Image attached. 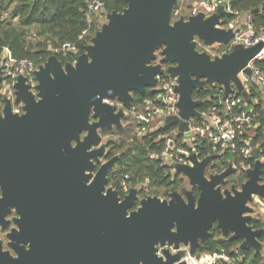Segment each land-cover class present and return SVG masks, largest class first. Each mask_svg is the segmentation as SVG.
I'll use <instances>...</instances> for the list:
<instances>
[{"label":"water","instance_id":"water-1","mask_svg":"<svg viewBox=\"0 0 264 264\" xmlns=\"http://www.w3.org/2000/svg\"><path fill=\"white\" fill-rule=\"evenodd\" d=\"M123 1L121 11L105 14L106 20L75 62L63 63L52 54L38 65L35 94L23 75L17 77L14 100L22 102V113L13 112L11 100L3 97L0 264H138L141 260L143 264H186L181 260L185 254L181 245L194 255L214 225L222 237L241 238L240 250L262 247L257 237L264 227L249 224L254 203L264 200L263 163L256 147L251 153L253 166L244 169L246 179L239 186L234 182L227 186L235 171L232 161L220 172L206 175L208 166L224 157L220 153L202 158L192 153L191 164L171 163L190 187L183 185L168 197L139 198L138 188L130 187L121 198L108 185L118 155L104 159L107 142L100 131L123 127L132 92L144 94L147 87L155 88L157 75L166 72L176 81L179 97L178 114L164 117L163 126L187 130L190 117L203 116L198 109L202 99L193 98V90L207 83L222 85L226 95L233 91L234 82L245 101H250L238 74L243 71L255 81L246 65L263 46V41L248 47L234 44L220 55L197 48L199 41L208 48L229 44L238 22L222 25L224 4L209 14L198 11L173 19L178 0ZM97 94L101 99L93 101ZM104 99H116L120 105ZM80 131V142H85L71 141L70 146L77 147L72 150L69 141L78 140ZM192 187L198 189L197 195ZM10 206L17 211L6 215ZM126 214L132 217L126 219ZM29 242L31 250L26 252L22 245ZM155 242L156 250L157 245L163 246L156 258Z\"/></svg>","mask_w":264,"mask_h":264},{"label":"trees","instance_id":"trees-1","mask_svg":"<svg viewBox=\"0 0 264 264\" xmlns=\"http://www.w3.org/2000/svg\"><path fill=\"white\" fill-rule=\"evenodd\" d=\"M89 1L91 0H0V46H8L17 58L33 59L37 66L44 63L52 54L63 63L72 62L85 50L90 37L106 19L105 14L112 10L121 11L126 5L123 0H100L103 2V10L98 13L90 12L88 18ZM229 2L232 12L223 14V26L228 27L233 20L250 13V22L253 27L257 30L264 28V0H229ZM192 3L190 0H178L174 11L180 7V14L186 16L189 14ZM85 29L88 30L85 39L79 40L78 36ZM64 41L76 42L79 49L77 54L56 50V47ZM230 49L229 45H219L218 50L230 51ZM166 66L167 64L163 65L164 68ZM255 66L264 73V58L257 60ZM161 77L168 80L166 72ZM220 87L218 83H207L203 88L193 90V98L202 99L198 107L199 111L202 113L207 111L212 103V93ZM152 91V88L147 87L144 94L132 92L134 98L131 107L139 111L142 100ZM249 91L251 97H258V84L251 81ZM255 106L261 107L260 103H256ZM125 120L127 123H124ZM202 121L201 118L196 119L199 125L203 124ZM122 124L123 127L120 129L115 127L112 131H100L102 136L109 134L118 136L106 140L107 155L104 159L118 155L114 168L108 173V185L117 189L121 195V181L124 175H128L127 181L131 187L138 188L139 198L147 195L164 198L168 197L170 192L179 190L186 178L181 173H175L172 167L162 159L148 157L149 152L162 148L161 136L175 132V126H162L147 134L139 135L135 132V124L131 122L128 115L122 120ZM260 130L261 127L258 131ZM175 134L180 138L181 133L175 132ZM262 145L264 146V143ZM197 149L200 158L214 152L211 143L206 140L197 142ZM223 155L224 157H218L212 165L208 166L206 175L226 168L229 163L228 157L230 160H237L235 156L227 152ZM245 179V172L241 168H235L228 178L227 186L233 182L239 186ZM261 180L264 181V165ZM192 189L197 195L198 189L196 187ZM137 205L138 203L134 207ZM249 224L253 228L264 226L262 218L257 214H254ZM258 239L264 241V231ZM241 240V238L229 240L227 237H222L219 228L214 225L210 229V237L199 245L196 253L226 251L236 254L240 252L244 254L248 264H262V252L255 250L252 246L240 250Z\"/></svg>","mask_w":264,"mask_h":264},{"label":"built area","instance_id":"built-area-1","mask_svg":"<svg viewBox=\"0 0 264 264\" xmlns=\"http://www.w3.org/2000/svg\"><path fill=\"white\" fill-rule=\"evenodd\" d=\"M218 4H224L225 11L232 12L229 0H197L192 3L188 15H192L193 12L196 14L198 11L209 14L215 10ZM102 10V1H89L88 18L90 12L98 13ZM180 15L183 14H180L179 7L173 12V19H177ZM188 15L184 16L187 17ZM236 20H233L231 24L237 23L238 21ZM250 21V13H247L242 23L238 22L234 25L232 38L227 45L230 48L234 44L248 47L263 41L261 50L246 65V67L252 70V74L255 77L254 82L258 84L259 96L251 97L249 91L251 78L245 72L240 71L238 75L249 93V102H246L243 95L237 91L234 82H231L233 91L226 95L221 85L220 88L212 93V103L207 111L202 113L201 120H203V124L199 125L196 122L197 118L190 117L187 120L188 129L179 132L181 133L180 138L176 136V131L171 134L165 133L161 136L163 140L162 148L149 152L148 157L150 159L159 158L169 165L171 163L191 164L190 155L192 153L198 155L197 142L206 140L211 143L213 153L224 154L227 152L235 156L237 160L232 161L235 168H241L244 171L245 168L253 166L254 158L251 156L253 147L257 148V158L264 165V146L262 145L264 143V73L255 66L257 60L264 58V28L257 30ZM87 33V29L83 30L78 39H85ZM218 49L219 45L214 49L204 47L203 50L217 55L227 52L224 50L219 51ZM56 50L77 54L79 49L76 42L64 41L60 46L56 47ZM75 60L76 58L72 62H75ZM37 68L38 66L33 59L28 57L17 58L8 46H0V69L3 77L0 82V96H6L11 100L13 112L18 114L23 112L22 102L16 103L14 100V86L17 77L23 75L26 82L30 85V90L35 94L37 81L34 71ZM161 76L157 75V85L155 88H152V93L142 100L141 109L137 111L131 107L126 111L131 122L135 124V132L139 135L147 134L152 130L162 127L164 117L178 114L176 104L179 96L175 90L176 81L169 76L168 80H164ZM103 101L109 104L120 105L116 99H104ZM256 103H260L261 107L257 108L255 106ZM260 127L261 130L259 132ZM127 177L128 175H124L121 181V198L129 192L131 187L127 181ZM254 207V214L262 218L264 222V200L255 202ZM260 243L262 245L260 251L263 255L261 263L264 264V241H260ZM180 248L185 250V254L181 257V260H184L186 264H248L247 260L244 259V254L240 252L231 254L226 251H211L191 255L188 246L181 245ZM162 249L163 246L157 245L159 256L162 255Z\"/></svg>","mask_w":264,"mask_h":264},{"label":"clouds","instance_id":"clouds-1","mask_svg":"<svg viewBox=\"0 0 264 264\" xmlns=\"http://www.w3.org/2000/svg\"><path fill=\"white\" fill-rule=\"evenodd\" d=\"M193 15H195V12H193ZM155 51V49L153 50V52ZM89 59V64H91L93 61H92V57L91 58H88ZM147 63V62H146ZM74 70H76V69H74ZM66 76L68 75V74H65ZM141 75H143V73H141ZM111 91H112V89H108L107 90V93H111ZM101 99V96H100V94H97L95 97H93V101H95V100H100ZM92 104H94V102L92 103ZM91 104V105H92ZM84 130V129H83ZM83 130H81V131H83ZM81 131L79 132V135H78V140L77 139H72V140H70L69 141V146H70V142L71 141H77L78 142V144H82V143H84V142H80V133H81ZM70 148L72 149V150H75V149H77V147L76 148H74V147H71L70 146ZM87 149L88 148H86V153H87ZM84 175L85 176H87V174H86V169H85V171H84ZM89 180H87V182H86V184H85V186L87 187V186H89V182H88ZM4 196H5V194H4V190H3V188L2 187H0V200H3L4 199ZM13 211H17V208L15 207V206H10L9 207V210H8V212H7V214L6 215H8L10 212H13ZM5 216V215H4ZM3 216V217H4ZM21 215L19 214V216H18V218H17V220H16V223H17V221H20L21 220ZM132 216H128L127 214L125 215V218L127 219V218H131ZM3 223V218H2V221H0V224H2ZM173 223H175V222H173ZM5 226V225H4ZM20 231H21V229H20V227H17V229H16V231H15V233L16 234H19L20 233ZM13 234V233H12ZM12 234H11V241H12V244L11 245H13L15 242H14V240L12 239ZM156 243L157 242H155L154 244H153V249H154V256H155V258L157 257V256H159V252H157V250H156ZM28 246L27 248L25 247V246ZM23 246V248H24V250L27 252V251H30L31 250V243L29 242V243H25V244H23L22 245ZM12 247V246H11ZM12 248H14V247H12ZM0 255H3V253H0ZM15 261V260H14ZM138 264H143V261L141 260V261H139L138 262Z\"/></svg>","mask_w":264,"mask_h":264},{"label":"rangeland","instance_id":"rangeland-1","mask_svg":"<svg viewBox=\"0 0 264 264\" xmlns=\"http://www.w3.org/2000/svg\"><path fill=\"white\" fill-rule=\"evenodd\" d=\"M194 1H197V0H190V2H194ZM106 20V19H105ZM104 20V21H105ZM103 21V22H104ZM200 42V44H198L199 46H197V48L199 49V50H203L204 49V47H207V46H205V45H203L202 44V42L201 41H199ZM210 49H212V48H210ZM214 49V48H213ZM211 53V55H215V54H213L212 52H210ZM124 123H127V120H125V122ZM115 134H109V135H104L103 136V141H106L108 138H112V137H118V136H114ZM187 179V178H186ZM185 179V182H184V184L183 185H186L187 187H190L189 185H188V183H187V180ZM161 192H162V190H160ZM257 209V208H256Z\"/></svg>","mask_w":264,"mask_h":264},{"label":"crops","instance_id":"crops-1","mask_svg":"<svg viewBox=\"0 0 264 264\" xmlns=\"http://www.w3.org/2000/svg\"><path fill=\"white\" fill-rule=\"evenodd\" d=\"M236 21H238L239 23H242L244 21V16L239 17ZM232 25V24H231ZM247 87V86H246ZM230 158V157H229ZM233 161V160H230Z\"/></svg>","mask_w":264,"mask_h":264},{"label":"flooded vegetation","instance_id":"flooded-vegetation-1","mask_svg":"<svg viewBox=\"0 0 264 264\" xmlns=\"http://www.w3.org/2000/svg\"><path fill=\"white\" fill-rule=\"evenodd\" d=\"M197 46H199V45H197ZM2 101H3V97L0 96V104H2ZM228 158H227V160L230 162V158L229 159Z\"/></svg>","mask_w":264,"mask_h":264}]
</instances>
